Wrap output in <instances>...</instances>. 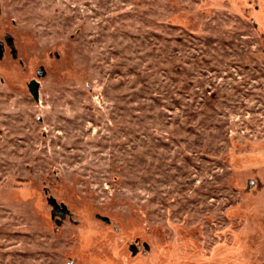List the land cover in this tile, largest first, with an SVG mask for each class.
Listing matches in <instances>:
<instances>
[{
  "label": "rangeland",
  "instance_id": "rangeland-1",
  "mask_svg": "<svg viewBox=\"0 0 264 264\" xmlns=\"http://www.w3.org/2000/svg\"><path fill=\"white\" fill-rule=\"evenodd\" d=\"M0 264H264V0H0Z\"/></svg>",
  "mask_w": 264,
  "mask_h": 264
},
{
  "label": "water",
  "instance_id": "water-1",
  "mask_svg": "<svg viewBox=\"0 0 264 264\" xmlns=\"http://www.w3.org/2000/svg\"><path fill=\"white\" fill-rule=\"evenodd\" d=\"M29 90L31 94L33 95L34 99L38 101L39 100V83L37 81H32L29 85ZM49 203L53 206V208L55 209L57 213H59L60 215L64 214V211L59 209L58 204L54 199H50Z\"/></svg>",
  "mask_w": 264,
  "mask_h": 264
}]
</instances>
